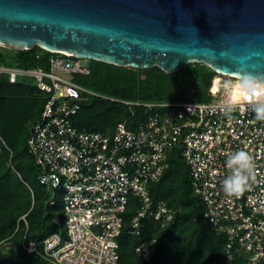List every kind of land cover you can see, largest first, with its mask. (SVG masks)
<instances>
[{
  "label": "built area",
  "instance_id": "1",
  "mask_svg": "<svg viewBox=\"0 0 264 264\" xmlns=\"http://www.w3.org/2000/svg\"><path fill=\"white\" fill-rule=\"evenodd\" d=\"M52 52L48 68L0 63V74L9 81H26L45 95L26 145L42 168L39 181L60 194L64 215L62 230L40 242L24 236L21 246L32 252L42 244L43 254L56 264H117L122 213L133 195L137 204L129 231L138 238L135 253L149 262L156 237L144 232V220L166 228L179 208L153 202L150 195V184L160 178L174 150L187 164L203 216L224 238L228 257L264 264V119H256L253 101L234 94L237 76L219 73L215 90L206 81L209 100L142 102L152 108L143 120L131 126L122 119L105 132L74 124L84 100L140 102L102 94L64 76L89 73L90 60ZM239 149L254 157L256 179L243 195L229 197L223 191V180L231 175L226 161Z\"/></svg>",
  "mask_w": 264,
  "mask_h": 264
},
{
  "label": "trees",
  "instance_id": "2",
  "mask_svg": "<svg viewBox=\"0 0 264 264\" xmlns=\"http://www.w3.org/2000/svg\"><path fill=\"white\" fill-rule=\"evenodd\" d=\"M2 47L0 63L26 67L48 68L53 53L39 45L23 49ZM218 74L197 61L164 71L158 65L133 67L91 58L89 73L75 76L76 81L102 94L140 103L94 96L81 103L73 122L79 128L105 132L122 119L134 126L152 109L142 102L211 99L205 82L215 90ZM234 94L241 97L237 88ZM44 101L45 95L30 83L11 82L0 74V264H56L43 254L42 244L32 252L21 246L24 236L40 242L63 228L60 194L39 181L42 168L26 145L28 128L39 118ZM167 161L160 178L150 184V195L153 202L164 200L179 206L174 220L166 228L144 220V232L155 235L156 240L150 261H142L134 251L138 238L129 231L130 215L137 204L136 197L130 195L117 236V264H244L241 258L228 257L224 238L203 216V201L192 191L187 164L174 150L169 152ZM55 216L58 222L54 221Z\"/></svg>",
  "mask_w": 264,
  "mask_h": 264
},
{
  "label": "water",
  "instance_id": "3",
  "mask_svg": "<svg viewBox=\"0 0 264 264\" xmlns=\"http://www.w3.org/2000/svg\"><path fill=\"white\" fill-rule=\"evenodd\" d=\"M0 44L264 76V0H0Z\"/></svg>",
  "mask_w": 264,
  "mask_h": 264
},
{
  "label": "clouds",
  "instance_id": "4",
  "mask_svg": "<svg viewBox=\"0 0 264 264\" xmlns=\"http://www.w3.org/2000/svg\"><path fill=\"white\" fill-rule=\"evenodd\" d=\"M238 88L241 98L254 102L256 119H264V76L243 74L239 77ZM226 164L231 175L223 180V191L229 197H239L250 190L256 179L254 157L249 151L239 149L229 155Z\"/></svg>",
  "mask_w": 264,
  "mask_h": 264
},
{
  "label": "rangeland",
  "instance_id": "5",
  "mask_svg": "<svg viewBox=\"0 0 264 264\" xmlns=\"http://www.w3.org/2000/svg\"><path fill=\"white\" fill-rule=\"evenodd\" d=\"M1 48H3L2 45H0V49H1ZM86 59L90 60L91 58H86ZM63 75L66 76V77H69V78L72 77L74 80H76V79H75V76H79V75H83V74H74L73 76H71V74H69V73H68V74L65 73V74H63ZM238 83H239V82H237V84H235V88H237V89L239 90V88H238ZM3 244H4V243H3Z\"/></svg>",
  "mask_w": 264,
  "mask_h": 264
},
{
  "label": "bare ground",
  "instance_id": "6",
  "mask_svg": "<svg viewBox=\"0 0 264 264\" xmlns=\"http://www.w3.org/2000/svg\"><path fill=\"white\" fill-rule=\"evenodd\" d=\"M240 76H237V79H239Z\"/></svg>",
  "mask_w": 264,
  "mask_h": 264
}]
</instances>
